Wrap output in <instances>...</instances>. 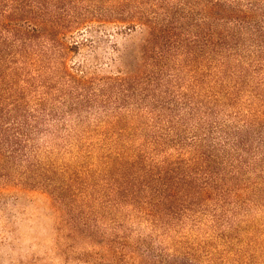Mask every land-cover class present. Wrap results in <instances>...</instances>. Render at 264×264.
Wrapping results in <instances>:
<instances>
[{"label":"rangeland","instance_id":"obj_1","mask_svg":"<svg viewBox=\"0 0 264 264\" xmlns=\"http://www.w3.org/2000/svg\"><path fill=\"white\" fill-rule=\"evenodd\" d=\"M74 5L89 23L46 72L40 164L0 170V264H264V0ZM134 11L196 39L164 52L163 75L149 56L164 41L147 51L146 26L117 20ZM201 24L232 37L211 60Z\"/></svg>","mask_w":264,"mask_h":264},{"label":"trees","instance_id":"obj_2","mask_svg":"<svg viewBox=\"0 0 264 264\" xmlns=\"http://www.w3.org/2000/svg\"><path fill=\"white\" fill-rule=\"evenodd\" d=\"M78 1L0 0L1 171H9L8 167L12 169H14L13 167L25 168V171H31L40 164L32 161L38 152L34 141L38 135L47 132L56 119L55 114H53L54 111H49L46 106L49 91L52 88L45 78L46 72L52 61L59 57L57 50L60 53L62 52L61 55H64V51L69 49L64 42L68 34L89 23L88 17L81 14L74 5ZM215 7H220V5L208 4V9H206L208 20L214 17L211 9ZM224 18L232 19L235 17L226 15ZM117 20L130 26L140 24L146 26V34H148L145 39L147 41V51L156 52L157 49H151V43H156L159 39L164 41L167 50L158 51L155 57L149 56L155 59L158 74L163 75L164 72V52L178 50L181 47L185 48L196 42V39L189 40L186 36L181 38L184 33L181 26L178 27L179 19L169 15L162 21L159 14L152 16L150 19L144 13L134 11L131 14L128 13V15H120ZM204 21L207 25V19ZM201 31L203 33L202 37L195 36L199 38V43L202 42L201 46H197L200 52L198 54H203L207 48L210 51L208 55L204 52V56L210 60L213 59V56L219 54V49L224 47L226 40L232 39L227 33H217L211 25L202 27ZM228 47L233 48L235 45L229 44ZM187 48L192 49V47ZM52 51H55L54 55L51 54ZM152 74L154 76L156 73ZM67 75L71 77L70 81L75 85L74 87L76 85L78 87L88 86L85 77L74 76L72 73ZM120 83L121 86L128 87L126 79H121ZM166 88L167 91H170L171 86L168 85ZM169 97H171V94ZM179 98L183 101L182 106L186 108L190 103L189 99L183 93ZM167 124L169 125L165 126L166 130L170 132L173 126L177 124L175 115ZM195 143L197 141H193L192 145H195ZM176 146L182 151L185 147L180 140L176 143ZM161 177L159 175L158 180ZM163 186L168 188V185ZM163 194L155 191V195ZM171 197V193L167 195V199ZM151 206L155 208V205Z\"/></svg>","mask_w":264,"mask_h":264}]
</instances>
